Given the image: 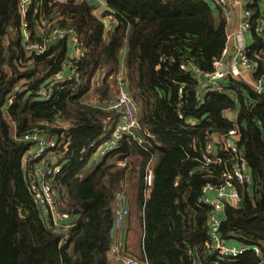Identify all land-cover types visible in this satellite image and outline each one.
<instances>
[{
  "label": "trees",
  "instance_id": "16d2710c",
  "mask_svg": "<svg viewBox=\"0 0 264 264\" xmlns=\"http://www.w3.org/2000/svg\"><path fill=\"white\" fill-rule=\"evenodd\" d=\"M105 2L110 11L99 15L97 3L87 0H33L28 8L32 31L42 14L76 31L82 56L69 58L65 40L52 43L42 55L26 52L18 0H0V264H123L111 252L117 238L121 257L129 256L124 226L118 231L112 226L118 193L140 227L134 258L148 264H264V89L256 93L228 77L225 93L200 96L197 81V72H211L221 55L224 17L204 0ZM248 8L255 25L264 0ZM108 15L113 20L106 25ZM252 36L248 50L257 63V80L264 75V36L254 31ZM122 68L137 107L139 136L124 134L93 162L96 145L112 136L122 115L107 107ZM56 74L50 99H38L33 91ZM25 84L29 90H15ZM236 109L231 122L224 114ZM233 127L251 183H236L243 205L226 204L221 220V238L248 248L230 259L206 251L210 208L197 200L204 184L222 182L228 167L229 155L220 148L221 164L199 163L207 139ZM36 131L54 139L57 152L69 147L60 173L48 178L58 209L69 214L67 229L54 226L36 205L29 180L36 163H27L26 169L21 163L30 145L22 138ZM156 155L146 200V167Z\"/></svg>",
  "mask_w": 264,
  "mask_h": 264
},
{
  "label": "built area",
  "instance_id": "2783aa9c",
  "mask_svg": "<svg viewBox=\"0 0 264 264\" xmlns=\"http://www.w3.org/2000/svg\"><path fill=\"white\" fill-rule=\"evenodd\" d=\"M96 2V0H91ZM214 6L224 17L225 21L231 20L233 13V6L242 7L243 22L238 33L235 35L236 44L235 56L225 60L228 53V46L225 43L221 55L218 59L213 61V70L211 72H197V81L199 83L200 96L207 93H225L224 80L228 77L242 79V72H251L252 75L257 72V63L253 62L249 57V50L246 44V33L252 34L254 31L259 36H264V14L260 16L255 25L251 21L252 12L248 8L249 4H253L255 0H204ZM33 0H18V9L20 13L19 32L21 36V43L23 49L33 55H42L52 43L59 41H66L68 47V57L75 58L82 56L81 44L76 31L72 27H60L55 20H48L42 14L39 23L34 27V31L30 28L28 22V8L31 6ZM75 71V70H74ZM72 72V71H71ZM71 72L67 73V77L71 78ZM123 68L115 76V98L109 102L107 107L113 110H120L122 115L118 120L112 136L106 141L97 144L94 150V157L102 158L108 151L117 146L118 141L126 133H131L132 129L137 130V107L126 87V80L124 78ZM62 75V73H60ZM59 79L56 74L48 83V85H41L36 88L33 93L41 100H48L51 97L52 83ZM31 85L25 84L16 87L15 90L26 91ZM253 89L256 93H261L264 85L260 79L256 80ZM181 93V88L178 90ZM202 98V97H201ZM12 103L9 98L8 105ZM189 124H194L193 121H188ZM29 143V148L22 157L23 168L26 169L27 163H36L30 170V189L35 199L37 207L44 210V213L49 216L50 221L54 226L67 229L69 227V214L60 211L58 208L57 191L52 187L49 177H53L60 173V160L64 157V153L68 152V145H63L61 152L54 149L58 146L54 139H49L36 131L32 134H26L22 138ZM237 131L235 127L227 130L221 135L212 134L205 144L199 163L208 167L209 165L221 164L222 157L218 154V149H222L229 155L227 161L228 167L221 174L222 182L218 185L206 183L201 188V194L197 200L198 204L210 208V214L207 218L208 237L205 242V249L210 254H217L223 258L235 259L241 256L247 247H239L235 244L227 243L219 235L221 220L224 215L225 206L228 203H238L240 195L236 188V183L250 184L251 175L247 163L239 151L237 145ZM139 142H141L139 140ZM94 145H91L93 147ZM82 151H86L83 149ZM52 160V163L49 161ZM158 160V155L153 156L151 162L146 167L145 190L144 197L148 200L151 197L153 189V164ZM38 165V168H36ZM119 165H123L120 163ZM177 183L175 182V185ZM117 203L113 208L112 226L115 230H120L124 225L125 220L129 217V210L125 205L124 196L117 194ZM111 252L121 258L122 249L118 242H114L111 246ZM256 255L259 254L258 249H254ZM123 264H148L146 261H141L132 256H123Z\"/></svg>",
  "mask_w": 264,
  "mask_h": 264
},
{
  "label": "crops",
  "instance_id": "0c3cea01",
  "mask_svg": "<svg viewBox=\"0 0 264 264\" xmlns=\"http://www.w3.org/2000/svg\"><path fill=\"white\" fill-rule=\"evenodd\" d=\"M87 1H89L91 3H97L96 4V13L99 14V15L104 14V12H109L110 11L109 10V7L107 6V4L105 2V0H96V2L91 1V0H87ZM248 6H251V4H249ZM262 6L263 5L260 2H257L256 8L258 10L262 11V8H263ZM232 13H233V16H232L231 20H229L228 22H226V44L228 46V53L226 54L225 60L227 62L229 61V59H232L235 56V48H234V46L236 44L235 35L240 30L241 24L243 22V18H242V7L241 6H238V5L233 6ZM263 14L264 13H262V15ZM106 18L107 19H105V24L108 25V24H110V21L109 20H113L112 19V15H108ZM245 40H246L247 46L249 47L250 44L253 42V36H252V34L246 33ZM248 74H250V72ZM255 74H253V75L251 74V77H249L244 72H242L243 78L240 79V80L244 81L247 85H249L253 89L254 88L253 85H254V83L256 81L255 80V77L253 78V76ZM102 76H103V72L99 73L97 75L96 79L99 80ZM259 79L262 81V83H264V75L262 77H260ZM236 115H237V109L234 110V111H232V112H226L224 114V116L228 120H230L231 122H234L236 120ZM97 160H98V158H95V157L92 158V161L93 162L94 161L97 162ZM123 226H124L123 229L125 228V232H126V235H127V239H126V241H127V246H126L127 250H125V251H127V254L129 256L138 257L137 255L139 254V245H138L139 242L137 241V238H138L139 233H141L140 232L139 224L130 215L125 220ZM116 241H117V238H116Z\"/></svg>",
  "mask_w": 264,
  "mask_h": 264
},
{
  "label": "water",
  "instance_id": "95a60500",
  "mask_svg": "<svg viewBox=\"0 0 264 264\" xmlns=\"http://www.w3.org/2000/svg\"><path fill=\"white\" fill-rule=\"evenodd\" d=\"M131 132L135 135V136H139V133L136 129H132ZM238 205L239 206H242L243 205V201L242 200H239L238 201Z\"/></svg>",
  "mask_w": 264,
  "mask_h": 264
},
{
  "label": "rangeland",
  "instance_id": "374dc122",
  "mask_svg": "<svg viewBox=\"0 0 264 264\" xmlns=\"http://www.w3.org/2000/svg\"><path fill=\"white\" fill-rule=\"evenodd\" d=\"M244 73H245L247 76L251 77V74H252L251 72H250V74H248L247 71H244ZM112 91H113V89H112ZM114 92H115V89H114ZM114 261H115V262H119L118 260H114Z\"/></svg>",
  "mask_w": 264,
  "mask_h": 264
}]
</instances>
